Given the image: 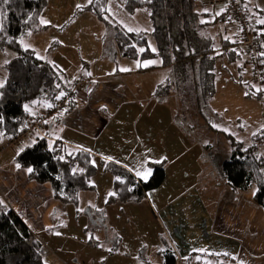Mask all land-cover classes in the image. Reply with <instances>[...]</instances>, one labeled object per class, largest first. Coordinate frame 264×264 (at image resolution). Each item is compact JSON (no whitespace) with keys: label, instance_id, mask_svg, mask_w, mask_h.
Returning <instances> with one entry per match:
<instances>
[{"label":"rangeland","instance_id":"obj_1","mask_svg":"<svg viewBox=\"0 0 264 264\" xmlns=\"http://www.w3.org/2000/svg\"><path fill=\"white\" fill-rule=\"evenodd\" d=\"M88 5V0H48L40 21L45 31L24 41L25 46L33 43L36 57L53 65L64 83L132 64L113 54L112 28L136 27L132 17L111 1L106 24L87 10ZM135 17L138 25L151 29L145 13L138 11ZM15 58L12 51H0L3 84L6 65ZM234 67L222 58L216 61L211 100L202 97L192 72L186 75L187 86L177 78L180 87L171 90V108L154 110V116L163 119L159 129L167 152L164 183L139 203L107 204L113 177L98 168L90 181L93 190L80 193L77 207L59 209L53 229L37 235L47 250L45 264H162L158 252L169 245L183 261L195 253L201 264H231L217 257L235 253L234 264H264V228L259 224L264 213L253 201L255 185L233 192L221 173L231 139L246 148L251 134L264 127V83L254 82L250 64L244 65L248 71L240 78ZM16 147L0 138V166H13ZM260 154L264 156V146ZM249 214L255 221L246 220Z\"/></svg>","mask_w":264,"mask_h":264},{"label":"trees","instance_id":"obj_2","mask_svg":"<svg viewBox=\"0 0 264 264\" xmlns=\"http://www.w3.org/2000/svg\"><path fill=\"white\" fill-rule=\"evenodd\" d=\"M111 1L129 17L142 11L151 26L148 32H136L120 25H110L114 31L116 51L121 57L141 62L159 59L163 67H171L172 72H187V77L188 72H192L202 97L212 99L215 94L214 66L222 54H214L213 43L209 37L205 39L207 34L201 30L205 25L192 13L191 0H94L87 10L108 24ZM233 1L247 9L244 6L247 0ZM47 3L48 0H9L4 4L0 0V10L6 15L4 32L0 34V51L9 50L16 54V58L6 65V81L0 88V138L14 140L22 125L36 121L37 116L42 115L44 137L29 138L30 143L14 158V164L20 165L19 169H33L28 172L29 181L39 185L48 183L54 201L63 206L77 207L80 193L93 190L90 181L100 165L103 172L113 177L112 193L115 195H109L107 204L139 203L149 191L164 183V162L150 163L148 167L152 169V176L147 181L137 180L127 169L115 163L100 162L98 165L88 152L50 142L47 138L52 122H59L75 106V99L71 98L66 103V111L57 109L63 103L60 94L69 93L71 86L67 87L61 81V75L54 66L38 59L32 50L21 44L25 35L38 34L46 29L40 21ZM230 46L229 49L232 48ZM226 57L230 62L239 59L234 49L227 52ZM245 64L242 63L240 71ZM259 64L264 67V55L259 57ZM243 74L238 72L239 78ZM171 89V85L159 87L155 97L163 100ZM260 94L256 97L259 98ZM250 142L244 148L241 142L231 139L232 150L221 165V173L233 192L246 191L254 184L255 190L259 191L253 195V201L264 213V156L260 154V148L264 146V128L254 131ZM46 254L45 246L20 217L5 205H0V264H45ZM161 257L162 264H176V257L170 250H164Z\"/></svg>","mask_w":264,"mask_h":264},{"label":"crops","instance_id":"obj_3","mask_svg":"<svg viewBox=\"0 0 264 264\" xmlns=\"http://www.w3.org/2000/svg\"><path fill=\"white\" fill-rule=\"evenodd\" d=\"M244 6L247 8L254 28L260 32L264 27V24L258 23L259 20H264V0H247ZM191 10L199 17V22L205 25L201 30L209 35L213 43L214 54L217 50L222 51L221 58L227 63L234 64L236 72H247L246 68L239 70L244 62L239 57L236 47L238 31L235 23L227 13L225 14L226 10L210 8L207 0H191ZM43 17L44 12L41 19ZM129 19L134 21L136 27H129L125 24L120 26L128 31H149L143 24H137L136 17L132 16ZM33 37H36V34L25 35L21 39V44L37 56L35 49L32 48L33 43L24 45V41H29ZM230 45L232 48L229 49ZM232 49L239 58L235 62H230L226 57L227 52ZM114 53L119 55L117 51H113ZM129 61H132V64L128 66V71L84 75L91 79V86L74 97L75 106L71 111L65 114L59 122H52L47 131V138L50 142L88 152L98 165L100 162L115 163L127 169L137 180H142L136 175L137 171H143L149 168L150 163H157V161L166 164L164 158L167 152L163 147L159 129V126L163 124V119L155 117L154 110L156 113V111L171 108V92L163 100H158L155 92L165 85H171L173 88L186 82L187 86L189 81H186L185 77L187 72H169L171 67H163L159 59L142 62ZM147 62L153 63H148L145 67ZM122 69H125V66H122ZM178 77L179 83L177 84ZM75 78L66 83L67 87L72 86ZM29 143L30 139L17 147L21 149ZM17 147L12 151L13 166H10L11 168L0 166V199L37 237L38 234H44L53 229V216L64 206L52 199L48 183L39 185L29 181L28 172L24 169H17L14 164V158L20 152ZM260 219L259 217V224L264 228V220ZM246 220L255 221V216L249 214ZM161 250H170L176 257V264H201L198 263L200 257L195 253L187 261H183L178 258L176 247L169 245L160 249L158 252L160 256L163 252ZM220 254L217 259L222 257L224 261L235 263V253Z\"/></svg>","mask_w":264,"mask_h":264},{"label":"built area","instance_id":"obj_4","mask_svg":"<svg viewBox=\"0 0 264 264\" xmlns=\"http://www.w3.org/2000/svg\"><path fill=\"white\" fill-rule=\"evenodd\" d=\"M210 8H223L228 10L229 18L235 23L238 31L236 47L239 57L246 64H250L254 72V82H264V69L259 65V57L264 53V27L258 32L249 18L247 11L233 0H207ZM91 86V79L84 75L75 78L69 93L63 95L62 104L57 106L59 111H66L70 99L86 91ZM44 116H37L36 121L27 122L21 126L17 138L6 141L8 145L18 146L24 144L29 138L44 137Z\"/></svg>","mask_w":264,"mask_h":264},{"label":"snow or ice","instance_id":"obj_5","mask_svg":"<svg viewBox=\"0 0 264 264\" xmlns=\"http://www.w3.org/2000/svg\"><path fill=\"white\" fill-rule=\"evenodd\" d=\"M2 2L4 4H7V3H9V0H2ZM93 2H94V0H88V3L89 4H92ZM77 7L80 8L81 6L80 5H77ZM5 19H6V15L3 13L2 10H0V34H2L4 32V20ZM42 23H45L46 24L48 22L47 21H42ZM258 23L264 24V20H259ZM140 51L142 52V51H144V49H140ZM262 55H264V53H262ZM148 63H153V62H147V63H145L144 66L147 67L148 66ZM137 66L138 67L140 66L139 63H138ZM121 70L122 71H128V69H121ZM87 74L88 75H91L90 72L87 73ZM3 87H4L3 82H0V88H3ZM258 91H259V89H258ZM60 95L63 96L64 93H61ZM245 95H248V93H245ZM59 98L60 97L58 96L57 99H59ZM50 106L51 105H49V107ZM25 109L28 110V106L27 105H25ZM33 143H35V141H33ZM29 147H30V145H29ZM19 151L20 152H23L24 149L21 148ZM61 159H63V157H61ZM164 159H166V157ZM157 163H160V161H157ZM16 167H17V169H19L20 168V165L17 164ZM26 171L29 172V173H31L33 171V169L31 167H29V168L26 169ZM136 175L139 176L142 180L147 181L152 176V169L148 168V169H145L143 171H137ZM117 179H119V178H117ZM129 190H131V189H129ZM258 191H259L258 189L257 190H254L253 195H256ZM109 195L110 196H114L115 193H109ZM0 205H4V201L3 200H0ZM57 235H59V233H57ZM109 251H112V250L109 249ZM161 251H163V250H161Z\"/></svg>","mask_w":264,"mask_h":264}]
</instances>
